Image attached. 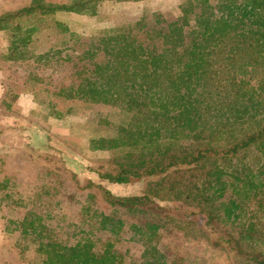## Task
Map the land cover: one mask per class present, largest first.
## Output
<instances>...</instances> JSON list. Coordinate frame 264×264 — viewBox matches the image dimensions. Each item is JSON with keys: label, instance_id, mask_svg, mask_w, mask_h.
<instances>
[{"label": "trees", "instance_id": "16d2710c", "mask_svg": "<svg viewBox=\"0 0 264 264\" xmlns=\"http://www.w3.org/2000/svg\"><path fill=\"white\" fill-rule=\"evenodd\" d=\"M100 1L32 0L3 13V60L48 67L72 58L79 82L61 97L126 117L114 136L90 141L92 151L120 150L100 177L116 184L157 178L141 195L101 187L105 209L50 167L12 155L0 163V215L15 239L0 263L218 264L217 253L232 250L264 264V0H187L173 20L156 14L58 57L56 33L27 20L97 15L87 6ZM47 38L46 56L38 57L34 45ZM176 203L206 214L225 249L196 221L170 214Z\"/></svg>", "mask_w": 264, "mask_h": 264}, {"label": "rangeland", "instance_id": "374dc122", "mask_svg": "<svg viewBox=\"0 0 264 264\" xmlns=\"http://www.w3.org/2000/svg\"><path fill=\"white\" fill-rule=\"evenodd\" d=\"M31 1L0 0V15L7 11L21 9L31 4ZM186 1L102 0L98 5L87 6L89 9H94L96 6L97 15L58 12L49 18L37 13L28 16L27 20L32 27L41 25L48 35L53 34L54 36L56 33L54 39L56 46L52 48L51 53L55 51V56L58 57L67 48L78 49L92 39L123 33L138 23L151 20L156 14L162 15L169 21L173 20L180 15L181 6ZM47 2L71 5L73 0H47ZM55 22L62 24L60 29H55V24H53ZM70 36L71 41L67 42ZM5 41L6 36L0 35V70L3 71L0 74V86L3 87L1 90H4L3 93L6 95L1 112L6 117L14 118L10 126L11 132H16L19 128L29 134L28 138L25 134H18L10 135L7 139H11L9 143L14 146H20L29 139L28 145L34 157L16 148L13 154L7 152L0 155V163L10 162L12 155L17 152L26 154L37 163L50 167L64 177L69 187L74 192H78L79 197L98 203L105 209L108 206L101 187L114 196L143 194L147 183L157 177H146L125 184L112 183L101 178L99 174L108 170V160L119 154L120 150L92 151L91 149L90 141L95 138L114 136L117 127L126 121L125 115L116 108L82 101L70 102L61 97L63 87L69 90L65 85L75 88L79 82L72 66L74 63L72 58L64 63L61 60L54 61L48 67L40 64L41 61H34L35 59L9 65L3 60L1 53ZM50 43L51 41L47 38L41 46L34 45V47L38 45L35 51L38 57L46 56L44 54L49 49ZM69 54L73 57L77 52L70 51ZM48 106L52 111L60 114V117H52ZM168 212L196 221L210 235L212 244L216 248L225 249L222 242L223 234L206 214H197V209L180 203L174 204ZM0 224V259H2L4 253L9 254L6 249L11 247L15 237L4 233L1 215ZM217 254L215 261L218 264H253L249 257L232 250ZM7 260H12V262L5 264H17L13 257Z\"/></svg>", "mask_w": 264, "mask_h": 264}, {"label": "crops", "instance_id": "0c3cea01", "mask_svg": "<svg viewBox=\"0 0 264 264\" xmlns=\"http://www.w3.org/2000/svg\"><path fill=\"white\" fill-rule=\"evenodd\" d=\"M11 11H14V10H11ZM7 62L9 65L14 63L12 61H7ZM1 72H3V71L0 70V74H1ZM1 89H3V87L0 86V155L5 154L7 152L12 153L14 150H17L18 148H20V149L24 150L25 152H27L32 157H34V154L28 145L29 139L24 141V143H21L20 146H14L12 143H9V140H11V139H7L10 137V135H18V134H25V135H27V138H28L29 134L26 133L24 130H19V128L16 130V132H11L12 129H10V126L13 124L14 118H12L11 116L6 117L1 112L3 110L2 108H4L3 107V104H4L3 101H4V97L6 96L3 93L4 90H1ZM3 140H5V141H3ZM7 147H11L12 149L7 148Z\"/></svg>", "mask_w": 264, "mask_h": 264}]
</instances>
